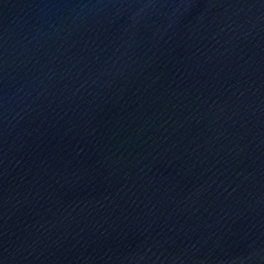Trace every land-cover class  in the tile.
Listing matches in <instances>:
<instances>
[{
  "label": "water",
  "instance_id": "water-1",
  "mask_svg": "<svg viewBox=\"0 0 264 264\" xmlns=\"http://www.w3.org/2000/svg\"><path fill=\"white\" fill-rule=\"evenodd\" d=\"M0 264H264V0H0Z\"/></svg>",
  "mask_w": 264,
  "mask_h": 264
}]
</instances>
